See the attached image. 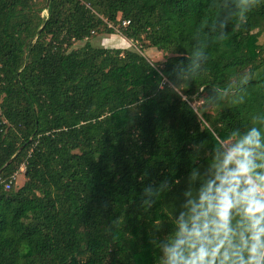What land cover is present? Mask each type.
<instances>
[{"label": "trees", "instance_id": "obj_1", "mask_svg": "<svg viewBox=\"0 0 264 264\" xmlns=\"http://www.w3.org/2000/svg\"><path fill=\"white\" fill-rule=\"evenodd\" d=\"M117 32L169 56L89 42ZM252 128L264 0H0V264H160L184 193Z\"/></svg>", "mask_w": 264, "mask_h": 264}, {"label": "clouds", "instance_id": "obj_2", "mask_svg": "<svg viewBox=\"0 0 264 264\" xmlns=\"http://www.w3.org/2000/svg\"><path fill=\"white\" fill-rule=\"evenodd\" d=\"M209 170L157 242L160 264H264V134L250 129ZM197 177L193 169L190 180Z\"/></svg>", "mask_w": 264, "mask_h": 264}, {"label": "rangeland", "instance_id": "obj_3", "mask_svg": "<svg viewBox=\"0 0 264 264\" xmlns=\"http://www.w3.org/2000/svg\"><path fill=\"white\" fill-rule=\"evenodd\" d=\"M44 14H46V12ZM119 19H120V15H119ZM118 28L119 26L116 27V29ZM86 42L87 41L76 42L74 43L71 49L72 50L81 49L82 47L85 46ZM89 42L92 44L93 47H96V48L103 47V48H108V49L133 50L136 52H140L146 58H148L150 62L156 65H161L165 61L166 57L169 56L156 49L145 48L143 47L144 46L143 43L127 40L118 32L114 35L95 34L94 37L89 40ZM202 104H203L202 98L199 99L197 97H195L191 102V105L196 110L201 108ZM207 110L211 112L212 109L207 108ZM227 145H231V143L225 144V146ZM24 173H25L24 168H21L19 172H17L15 175V180H14L13 185L16 190L21 188L26 182Z\"/></svg>", "mask_w": 264, "mask_h": 264}, {"label": "built area", "instance_id": "obj_4", "mask_svg": "<svg viewBox=\"0 0 264 264\" xmlns=\"http://www.w3.org/2000/svg\"><path fill=\"white\" fill-rule=\"evenodd\" d=\"M130 24V22L129 21H122L121 22V27H126V26H128ZM109 27L111 28V27H113L112 25H109ZM14 180H15V176L9 181V182H7L6 184H5V188H6V190H10L11 189V187H12V185H13V183H14Z\"/></svg>", "mask_w": 264, "mask_h": 264}, {"label": "water", "instance_id": "obj_5", "mask_svg": "<svg viewBox=\"0 0 264 264\" xmlns=\"http://www.w3.org/2000/svg\"><path fill=\"white\" fill-rule=\"evenodd\" d=\"M49 6V1H48V3H47V7Z\"/></svg>", "mask_w": 264, "mask_h": 264}]
</instances>
